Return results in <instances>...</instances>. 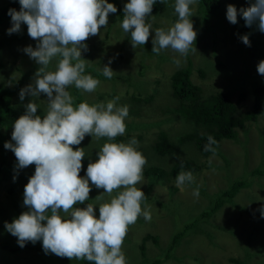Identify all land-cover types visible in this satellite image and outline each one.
<instances>
[{"label":"rangeland","instance_id":"1","mask_svg":"<svg viewBox=\"0 0 264 264\" xmlns=\"http://www.w3.org/2000/svg\"><path fill=\"white\" fill-rule=\"evenodd\" d=\"M9 0H0V5H5ZM127 0H108L117 8L116 13H110L107 26H102L96 36H90L84 43L87 51L81 50V58L90 59L86 64L98 72L96 78L100 81L97 89L93 93H84L75 90L80 102H87L90 105L99 101L107 102L116 96L120 99L118 106L128 105L129 114L125 119L126 132L122 136L124 140L117 142L127 143L132 137L127 134L138 133L142 142L150 144L141 153L147 160V164L153 167L168 169L166 163L179 160L190 159L194 161L198 168L192 174L195 182L185 184L183 188H178L173 193L168 191V183L156 185L144 176L142 184L138 185L144 192L146 199L142 201V208L150 210L152 219L145 221L138 217L135 224L128 228L127 235L122 245L127 260V264H140L141 257L135 253V248L144 241V256L142 264H147L154 258L165 255L166 248L170 243L175 231L188 219L196 217L197 232L188 233L178 238L169 252V256L162 259L160 264H264L263 257L249 260L246 257H239L241 254L240 245L256 241L264 227V174L254 177L249 185L238 191L234 197L222 204L211 216L203 219L202 211L208 209L214 194L219 188H223L233 179L242 177L246 172L258 166H264V116L260 115L255 121L246 122L242 128H237L233 139H220L217 143L215 154L201 155L188 141L185 134L191 130L189 126L186 130L184 126L166 121V107L175 106V101L170 96V75L174 69L189 70V77L192 83L199 87L201 95L210 87H215L218 91L230 92L233 102L238 98L239 92L244 93L243 100H240L238 110H245L252 101L251 86L256 83L264 94V77L257 72V64L264 59V33L253 27H246L244 20L238 15V19L244 25V35H247L251 46H245L239 39L236 25L226 19L227 5L232 4L237 9L247 8L250 0H217V8L209 17H202L201 24L197 20L199 13V2L191 5L192 16L190 20L193 29L197 33L195 48L197 52H190L184 58L171 49L162 50L161 58L152 53V44L146 49L133 48L129 39L125 38L118 23V15L123 13V6ZM165 5L170 9H161L157 12L154 20H148L152 25L149 40L154 37V26L161 25L167 30L172 25L169 23L171 15L175 14V0H165ZM1 21V20H0ZM240 23V22H239ZM11 27V18L2 17L0 22V91H4L7 100L0 96V111L2 103H7L9 107L17 111L18 115L25 112V105L34 102L38 106L37 114L43 117L46 113L47 97L41 94L39 97L25 96L21 101L19 91L25 86L33 83L34 73L38 65L23 52L26 46L35 48L36 41L27 34V26L21 24L19 33L9 35L7 30ZM180 59L181 65L177 66L173 60ZM207 61L211 62L209 65ZM224 67L220 69V63ZM55 61L50 65V70L54 67ZM108 65L115 73L111 79L102 75L100 71ZM245 76H242L243 74ZM74 87V86H72ZM71 88V87H70ZM70 88L68 89L71 93ZM132 92L135 94L132 96ZM115 93V94H113ZM72 94V93H71ZM127 95L129 100H127ZM101 98V99H100ZM140 102L139 111L134 112L130 107L131 100ZM147 99L146 102H143ZM76 103V101H75ZM77 104V103H76ZM167 113V114H165ZM17 116L16 118H19ZM15 118V119H16ZM13 119V120H15ZM13 120L10 122L13 124ZM157 123V126L152 124ZM5 124H0L1 151L6 141H11V132ZM159 129H163L169 134L176 147L170 152L163 154L152 149L151 143L156 139ZM201 132V129L200 131ZM198 132V133H199ZM166 134V133H165ZM183 134L182 136H179ZM8 138L6 139V137ZM175 137H183L184 141H177ZM105 138L97 140L95 137L86 135L80 145L72 146L83 148L85 157L82 159V169L79 173L85 176L87 164L96 159V152L99 151ZM146 151H151L157 160L147 157ZM10 157V154L0 152V159ZM161 159L165 160L161 163ZM164 164V165H163ZM146 166V165H145ZM35 165L24 168L22 175L27 182L34 174ZM9 175V180L0 183V241L6 243L15 242L17 238L8 233L4 227L5 222L11 223L13 219L27 211L23 205V183L16 180L17 174L13 172ZM32 172V173H28ZM15 177V180L13 179ZM171 181L176 186V177ZM89 201L93 203L94 198L103 192V189H96L91 185ZM7 186L8 189H7ZM199 187V197L196 198L190 192ZM12 188V191H10ZM107 199V197H106ZM98 218V207L94 208ZM227 218H226V217ZM226 218V219H225ZM223 219H225L223 221ZM222 225L226 230L218 229ZM249 230H252L251 236ZM206 232L212 235L208 240ZM255 234L252 238L253 234ZM258 236V237H257ZM257 237V238H256ZM252 238V239H250ZM255 249V248H254ZM34 249H23L17 253L16 264H81L75 259L58 257L48 253L47 256L38 253L42 257L37 260ZM8 251L0 245V264L8 262ZM228 257L241 258L244 263H230ZM48 260H47V259Z\"/></svg>","mask_w":264,"mask_h":264},{"label":"clouds","instance_id":"2","mask_svg":"<svg viewBox=\"0 0 264 264\" xmlns=\"http://www.w3.org/2000/svg\"><path fill=\"white\" fill-rule=\"evenodd\" d=\"M18 2L19 11H8L11 27L7 33H19L21 24L27 26V34L36 45L26 46L23 52L39 66L33 83L19 91V99L44 94L47 107L41 117L37 114V104L28 102L24 114L12 125L11 141L4 143V148L14 153L17 171L35 165L34 174L23 190V205L28 210L11 223L5 222L4 227L17 238L21 248L26 242L41 241L45 254L91 264H127L122 245L129 226L141 216L145 221L152 219L150 210L142 208L146 196L138 187L144 180L147 160L137 150L135 137L127 143L114 142L117 136L125 134V119L129 114L128 105L118 106L119 96L91 105L86 101L76 104L68 90L74 86L81 92L93 93L100 84L98 79L85 74L87 61L81 58V50H88L84 42L107 26L109 14L116 13L117 8L108 0ZM155 3L157 0H128L123 7L121 28L130 35L133 48L148 42L152 25L147 23V18ZM195 3L197 0H175L178 19L167 30L154 31L152 53L158 55L171 49L186 58L190 52H197L194 46L197 33L190 20V6ZM238 15L246 27L255 26L264 33V0H250L247 8L240 9L227 5L229 23L237 24ZM240 39L245 46H251L247 35ZM173 62L181 65L180 59ZM100 71L108 79L115 74L108 65ZM257 72L264 77V60L257 64ZM86 135L97 140L105 138L107 142L96 152L95 161L87 164L85 176L81 177L85 153L83 148L73 150L72 146L80 145ZM216 143L208 136L204 151L215 154L212 146ZM89 182L103 192L86 207H74L89 201L92 190ZM194 182L192 172L183 170L175 180L178 188ZM192 194L199 197L198 186Z\"/></svg>","mask_w":264,"mask_h":264},{"label":"trees","instance_id":"3","mask_svg":"<svg viewBox=\"0 0 264 264\" xmlns=\"http://www.w3.org/2000/svg\"><path fill=\"white\" fill-rule=\"evenodd\" d=\"M112 1V0H111ZM116 1V0H115ZM128 2V0L125 2V4ZM199 2V13H197L198 17L197 20L199 24H201V18L200 15L204 18L209 17L211 14L214 13V9L217 8V0H198ZM166 3H160L159 0H157V3L153 5L152 12L150 13V16L147 18L148 20H154V17L156 16L157 12L161 9L167 10L170 9L167 6H164ZM124 7V6H123ZM9 9H15L16 11L20 10V5L18 0H9L5 5H0V20L2 21V17L4 18H11L8 15ZM200 14V15H199ZM118 23L121 27V21L123 18V13H120L118 15ZM178 19L177 14L171 15V18L169 20V23L171 25L174 24V22ZM238 19V18H237ZM0 21V22H1ZM240 22V23H239ZM236 25V31L238 34V37L243 36L244 33V25L238 19V23ZM155 29L161 28L162 26H154ZM122 33L125 38L130 40V35L125 33L123 29L121 28ZM151 32V31H150ZM151 40L148 39V42L145 45H139V48L146 49L150 47ZM158 58H161V54H158ZM261 59H264L262 57ZM87 63H90V59L86 60ZM209 65H212L211 62L207 61ZM220 69L224 67V63L221 62ZM174 72L170 75L169 85H170V96L175 101V106H168L166 107L169 114H167L166 121L169 123H173L175 126L179 124L180 126H184L183 129L186 130V127L189 126L191 130L188 132V134H185L183 137H185L186 141L190 143L201 155H209L213 152L211 151H204V146L207 143L208 136H212L216 142L220 139H233L235 137L236 129L242 128L246 122L255 121L258 116L262 115L264 116V94L262 89L256 85V83L252 84L251 86V95H252V101L249 107H247L244 111L238 110V105L240 100H243L244 93L241 91L238 94V98L235 100V102L231 99L230 92L226 91H218L215 87H210L207 89L203 95H201V91L198 86H196L194 83L191 82L189 77V70L188 68L185 69H174ZM85 74H89L93 77L98 76V72L93 69L92 67H89L86 65L85 68ZM244 73L242 76H245ZM71 93L73 97L75 98L76 103H80L79 96L76 94L75 87L70 88ZM115 94V93H113ZM135 93L132 92V96ZM4 91H0V96H2L4 99L7 100V97H5ZM101 99V98H100ZM127 100H129V97L127 95ZM147 99H144L143 102H146ZM121 102L125 103V100L123 98L120 99ZM102 102V101H99ZM140 102L137 100H131L130 101V107L134 110V112L139 111ZM19 116L17 111L13 110L11 107L7 105V103H2L1 105V111H0V124H5L8 126L10 130H12V125L14 124V121L17 119L16 117ZM16 118V119H15ZM15 119V120H13ZM13 120V124L10 122ZM152 124L157 126V123L153 122ZM6 126V128H7ZM201 129V132H199ZM264 129V126H263ZM199 132V133H198ZM166 133V134H165ZM183 134L179 135L182 136ZM125 137V136H124ZM124 137H116L118 140H124ZM127 137H135V139L138 141V151H142V149H146L150 146V144H146L142 142V138L140 134L133 133L127 134ZM183 137H175L177 141H184ZM2 138V134L0 135V140ZM8 136L6 137V139ZM155 140L151 143L152 149L155 150V154H158V152H161L163 154L170 153L175 147V143L173 140L169 137V134L164 131L163 129H159V133L155 136ZM119 141V142H120ZM117 142V141H114ZM14 143V142H13ZM217 143L213 145L212 147H217ZM5 154H10L11 156L6 158L5 155L2 153V158L0 159V183L2 181L9 180V175L12 173L11 171L20 172L16 176V180H19L23 183V186L27 184L26 178L22 175V170L17 171L15 168V165L17 163L16 158L14 156V153L9 150L5 149L4 146L2 147ZM147 157L157 160V158L154 156L151 151H146ZM158 154V155H163ZM161 163L165 160L161 159ZM169 168L164 169L161 167H153L149 166V164H146L144 166V176H146L151 183H157L156 185L166 184L168 183V191L169 192H175L177 189V186L171 183L173 178H175L178 173L183 170L185 172L190 171L193 172V170L197 169V164L190 160V159H179L175 160L169 163H166ZM164 165V164H163ZM32 173V172H28ZM86 173V171H85ZM33 174V173H32ZM264 174V166L260 168L258 166L257 168L246 172L245 175L242 177L236 178L228 181V184L223 187L219 188L218 191L214 194V198L210 203V206L208 209L202 211V217L204 219H207L211 216L212 212L217 210L222 204L225 202L230 201L235 194L238 193L241 189H244L247 187L250 183V181L254 177H258ZM9 186H7L8 189ZM10 191H12V188H10ZM192 194V192H190ZM87 202L85 204L75 205L74 207H86ZM226 217V216H225ZM199 218V217H198ZM196 217L190 218L186 220L181 227L174 232L172 238L170 239V243L168 247L166 248L165 255L162 253L160 256L154 258L152 261H150L147 264H160L161 260L169 256V252L172 249L173 245L177 243L178 238L181 235H185L188 233H196L197 232V219ZM227 218V217H226ZM225 218V219H226ZM223 219V221L225 220ZM218 229L226 230L221 224L218 225ZM252 230H249V235L251 236ZM255 234H259L258 232H255L252 236L254 237ZM261 236H257L256 241L250 240L248 243H244L240 245L241 254L239 257H246L249 260L255 261V258L263 257L264 263V227L262 228L260 232ZM206 236L208 240H211L212 235L210 232H206ZM147 236L145 235L143 237L142 242L137 246V250L135 248V253H138L139 256L143 260L144 256V241L146 240ZM250 238V239H252ZM0 245L2 248L7 249L8 253V262L3 264H11L14 263V261L17 260L16 254L19 253L23 249H34L35 257H37V260H40L42 257L38 253L42 252V254L46 255L43 248H42V242L37 241L35 244L32 242H26L25 246L21 248L17 241H13L10 243H6L5 241L1 242ZM255 248V249H254ZM47 259V258H46ZM68 259V258H67ZM48 260V259H47ZM227 261L230 263H244V260L241 258H234V257H228ZM81 264H91V262H88L86 260L80 261ZM16 264H19L16 262ZM36 264H39L36 262ZM47 264V263H45ZM71 264V263H69ZM253 264H257V262H254Z\"/></svg>","mask_w":264,"mask_h":264}]
</instances>
